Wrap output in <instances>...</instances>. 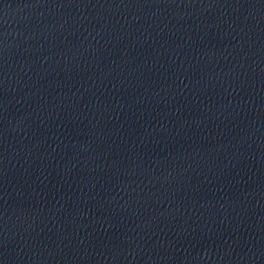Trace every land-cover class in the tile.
I'll return each mask as SVG.
<instances>
[{
  "label": "water",
  "instance_id": "water-1",
  "mask_svg": "<svg viewBox=\"0 0 264 264\" xmlns=\"http://www.w3.org/2000/svg\"><path fill=\"white\" fill-rule=\"evenodd\" d=\"M0 264H264V0H0Z\"/></svg>",
  "mask_w": 264,
  "mask_h": 264
}]
</instances>
